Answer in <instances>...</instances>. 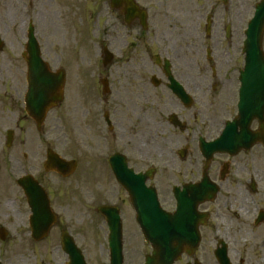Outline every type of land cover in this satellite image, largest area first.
<instances>
[{
	"label": "flooded vegetation",
	"instance_id": "af4514ba",
	"mask_svg": "<svg viewBox=\"0 0 264 264\" xmlns=\"http://www.w3.org/2000/svg\"><path fill=\"white\" fill-rule=\"evenodd\" d=\"M134 1L119 0L117 8L105 1L110 17L105 48L122 58L119 64L114 57L107 66L106 79L113 74L121 88L114 90L108 82L102 97L85 98L81 116L87 130L77 129L89 143L86 154L76 159L78 168L86 160V171L80 172L87 185L80 188L85 198L77 220L67 209L77 204V193L51 187L49 175L57 174L44 169V142H34L20 158L28 141L0 140L3 264H47L46 241H56L52 250L57 255L63 234L78 239L74 226L91 225L102 206L135 226L123 229L125 244L143 239L136 214L142 205L133 203L128 187L140 193L147 210L155 208L152 194L169 214L185 208L192 234L186 240L198 244L186 246L175 264H264V155L217 153L208 161L201 148V139L214 141L237 113L238 0ZM9 95L13 112L15 97ZM66 103L55 109L59 125ZM0 104L3 109L4 101ZM76 107L70 106V115ZM116 167L124 183L117 181ZM23 174L34 177L41 189L20 186ZM47 196L55 220L45 237Z\"/></svg>",
	"mask_w": 264,
	"mask_h": 264
},
{
	"label": "rangeland",
	"instance_id": "374dc122",
	"mask_svg": "<svg viewBox=\"0 0 264 264\" xmlns=\"http://www.w3.org/2000/svg\"><path fill=\"white\" fill-rule=\"evenodd\" d=\"M251 3V0H238V11H241L238 22V43H242L241 40L244 39L240 30L244 29L246 20L250 16L253 4ZM29 20L35 24L36 36L41 44L44 58L52 65V69L62 66L67 73L66 90L69 98L62 108L63 123L62 125L57 124L55 117L58 116V113L52 111L41 135L30 120H25L23 107L19 102V94L25 90L24 73L26 71L20 53L25 45L23 29ZM109 20L107 8L102 0H0V37L4 40V48L0 53V101H4V105L7 106L4 109L3 105L2 109L0 104V140L6 138L5 129L11 127L14 120L19 119V125L15 129L16 144L17 141L20 143L28 141V144L18 153L20 158L23 150L41 140L45 146H55L63 156L68 158L86 154L89 139L86 136H81L77 126H80L84 131L87 130L81 124L82 108L85 98L88 96L87 92L94 91L96 93L101 90L98 80V76L103 75L101 48L108 40L106 30L109 28L107 23ZM109 49L117 57L115 63L119 62L120 64L121 53L112 47ZM242 66L243 59L239 54L238 67ZM107 74L108 71L104 72V76ZM110 83H113L114 90H120L121 82L113 74L110 76ZM9 94H13L15 97L13 112L12 109L8 110L9 107H12ZM72 104H77V107L70 115L69 109ZM12 113L13 117H11ZM10 117L13 119V123L10 121ZM45 149L42 151L43 155ZM249 153L254 157L263 156L264 149L255 148ZM81 166L79 170L85 172L87 168L85 159L82 160ZM80 171L67 180H62L57 175H49L53 181L52 188L61 190L65 194H69L70 191L77 193V204L67 207L68 213L76 220L82 210L81 202L85 198L80 188H85L87 185L85 176ZM55 176L59 179L55 180ZM47 178L48 176L45 177V180ZM128 214L126 213V215ZM96 216L91 225L85 223L88 226H84L79 223L73 229L78 234L77 240L83 246L82 249L87 252L88 263L107 264L104 256L107 250L105 223L100 215L96 214ZM125 224L129 231H133L135 228L128 220ZM98 225H100V229H98ZM261 232L264 234L263 228ZM54 243L56 241H52L51 238L46 241V263L64 264L67 257L60 251L57 255L53 254L52 245ZM137 244L136 240L128 244L127 264L143 262L140 253L137 252V249L140 248ZM142 249L144 250L143 247Z\"/></svg>",
	"mask_w": 264,
	"mask_h": 264
},
{
	"label": "water",
	"instance_id": "95a60500",
	"mask_svg": "<svg viewBox=\"0 0 264 264\" xmlns=\"http://www.w3.org/2000/svg\"><path fill=\"white\" fill-rule=\"evenodd\" d=\"M264 31V3L258 6L255 18L249 24V30L247 32V39L245 41V52H246V68L242 73L243 81V93L241 102V111L238 120H235V124L241 127L238 134H235L234 140L232 142L233 147L235 145L234 141H237L238 151L242 148L249 149L258 140H264L263 136L260 134H249V124L253 118H257L261 123V128L264 130V59L261 48V39ZM2 43L0 41V48ZM30 63V94L28 97V105L35 110L43 108L44 105H49V100H55L58 96L56 95V90L61 84V74L53 75L49 72L48 67L43 63L38 45L34 36H30V43L28 45ZM63 83V80H62ZM57 87V88H56ZM54 97V98H53ZM41 105V106H40ZM47 105V106H48ZM44 115V111H43ZM40 117L41 114H40ZM226 138L223 136L222 139ZM221 139V140H222ZM229 139V137H228ZM233 139V138H232ZM229 146V145H228ZM52 160V159H51ZM63 163V162H61ZM60 163V164H61ZM116 219V215H115ZM117 222L111 223V248L114 252H118L120 255V224L119 218L117 217ZM154 234L161 235L166 238V232H161L160 230L154 231ZM162 243H157L154 239H151L157 245H168V242L160 238ZM169 242L172 241V237H169ZM155 245V246H157ZM159 245V246H160ZM65 251L70 255V264H85V261L72 241V239L64 238ZM159 251H156L154 256L148 259L147 264H172V254L170 256H163L164 248L159 247ZM177 251V250H176ZM175 251V252H176ZM121 260L115 257L113 260Z\"/></svg>",
	"mask_w": 264,
	"mask_h": 264
}]
</instances>
